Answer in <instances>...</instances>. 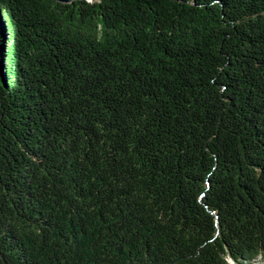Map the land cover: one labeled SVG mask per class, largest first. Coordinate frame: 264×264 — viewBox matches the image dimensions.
Listing matches in <instances>:
<instances>
[{
  "label": "trees",
  "instance_id": "1",
  "mask_svg": "<svg viewBox=\"0 0 264 264\" xmlns=\"http://www.w3.org/2000/svg\"><path fill=\"white\" fill-rule=\"evenodd\" d=\"M264 259V0H0V264Z\"/></svg>",
  "mask_w": 264,
  "mask_h": 264
},
{
  "label": "rangeland",
  "instance_id": "2",
  "mask_svg": "<svg viewBox=\"0 0 264 264\" xmlns=\"http://www.w3.org/2000/svg\"><path fill=\"white\" fill-rule=\"evenodd\" d=\"M95 1V0H92ZM252 264H264V259H259L257 261H254Z\"/></svg>",
  "mask_w": 264,
  "mask_h": 264
},
{
  "label": "water",
  "instance_id": "3",
  "mask_svg": "<svg viewBox=\"0 0 264 264\" xmlns=\"http://www.w3.org/2000/svg\"><path fill=\"white\" fill-rule=\"evenodd\" d=\"M60 2H71V1H73V0H59ZM90 2L92 1V0H89Z\"/></svg>",
  "mask_w": 264,
  "mask_h": 264
}]
</instances>
